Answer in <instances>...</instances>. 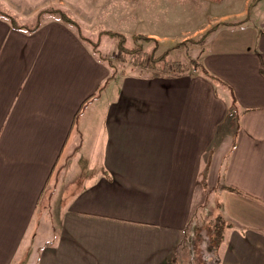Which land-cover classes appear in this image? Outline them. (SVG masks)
Here are the masks:
<instances>
[{
  "label": "crops",
  "instance_id": "0c3cea01",
  "mask_svg": "<svg viewBox=\"0 0 264 264\" xmlns=\"http://www.w3.org/2000/svg\"><path fill=\"white\" fill-rule=\"evenodd\" d=\"M249 2L220 14L198 66L174 75L111 76L60 19L28 32L0 17V264H185L181 238L205 208L225 223L218 264H264V18L248 20ZM102 91L86 127L77 118ZM64 169L58 233L35 247Z\"/></svg>",
  "mask_w": 264,
  "mask_h": 264
},
{
  "label": "rangeland",
  "instance_id": "374dc122",
  "mask_svg": "<svg viewBox=\"0 0 264 264\" xmlns=\"http://www.w3.org/2000/svg\"><path fill=\"white\" fill-rule=\"evenodd\" d=\"M255 3L256 0L249 2L248 10L252 18L248 20L254 21V18L260 20L264 18V0H261L258 7H254ZM47 6L63 9L69 17L78 23L83 35H86L93 41H98V48L101 46L99 54L109 57L111 62L114 63L117 73L123 70L130 71L131 69L135 72L138 71L139 68L137 66L140 64L134 65L133 63L140 60L143 54H129L125 56L124 63L118 62L116 60L118 52L115 45L117 38L106 31L122 33L125 36V43L129 48L139 43L143 46V49L150 51L157 43L158 52H168L165 59H181L182 61L185 59L188 66L192 67L191 64H194V60L192 61V59L196 58L197 52L200 51L204 44L202 47L199 44L194 46L192 42L186 39L197 38L202 32L196 31L194 33L195 30L206 26L208 23L220 24L218 16L222 13L236 12L243 6V0H0V9L13 16L19 23L32 24L36 12ZM44 17H56L59 19L51 13L43 14ZM247 25L249 26L251 23ZM150 33L156 36L153 34L149 35ZM209 33L211 31L207 34ZM144 37L149 38L145 39ZM180 42L182 44L178 46L177 44ZM205 46V50H210L206 43ZM190 56L191 59L189 61L188 57ZM197 66L194 64V67ZM168 71L170 70L168 69ZM114 83L109 82L107 89H110ZM222 89L221 84H218L217 91L220 92ZM103 91L100 94L98 93L92 102H89V105L83 110L84 114L82 112L77 118L78 120L82 115V119L86 114V127L93 125L94 117L98 116L96 114L97 111L100 112L99 108L95 106L100 107L101 100L105 99L106 92ZM90 103H93V105L96 103V105L93 106ZM75 133L76 128L73 129V134L66 144L62 156L70 152L74 144L79 142L80 136H75ZM75 137L77 138L76 143L74 141ZM83 137L81 154L77 156L81 160L78 163V158L76 157L75 163L80 167L79 170L82 173L83 171H87L85 148L89 142L86 140L87 136ZM63 159H61V162H63ZM57 171L56 177L53 174V178L50 179L41 200V205L44 204V207H39V210L42 211V218L36 222L37 231L35 234L37 235H35L33 240L35 247H41L45 243L46 237L43 238V233L45 234L49 231V238H53L58 233L59 218L56 214L59 210L58 206H63L62 202L65 198L63 194L67 190L68 184L74 179L68 177V171H65V169L60 172L58 171L59 174ZM57 175L59 186L52 193L51 191ZM221 204L219 201L214 204H211L209 201L208 205L210 207L219 206L217 207L218 210L220 208L223 210L224 207ZM216 219L212 209L205 208L195 213L191 222L185 227V231L187 230V232L184 233L186 235L185 239L181 238L180 244L182 246L179 252L180 255H183V259L186 261L185 264H204L209 254L205 249L209 242H212L214 234L216 235V233L212 234L214 229L213 223L217 221ZM222 220L224 219L222 218ZM223 224L225 225L224 221ZM191 242L192 249L190 247Z\"/></svg>",
  "mask_w": 264,
  "mask_h": 264
},
{
  "label": "trees",
  "instance_id": "16d2710c",
  "mask_svg": "<svg viewBox=\"0 0 264 264\" xmlns=\"http://www.w3.org/2000/svg\"><path fill=\"white\" fill-rule=\"evenodd\" d=\"M214 1H218V0H214ZM46 13H51V14L56 15L66 25L73 28V30L79 36V38L91 47V50H92L93 54L97 57V59L99 61L105 63L109 67V69L111 70L110 75L112 76L116 73L114 63L111 62L109 57L99 54V52H100L99 51L100 48H98L99 42L93 41L92 39H90L86 35H83L81 28L78 25V23L76 21H74L71 17H69V15L63 9H61L59 7H51V6L41 8L39 11L36 12L35 19H34V22L32 24L19 23L18 20L15 19L13 16L9 15L8 13H6L0 9V17L6 19L12 27L17 28V29H21L24 31H28V32L35 30L41 24L43 14H46ZM226 24H228V22ZM218 25H219V23H216V24L210 26L209 28L204 30L202 33H200V35L197 38H191V39H186V40L192 42V44L194 46H196L198 44L201 46L205 42V38L207 36V33L210 32L212 29L216 28ZM106 32L110 33L112 36H115L117 38L115 45H116V49L118 52L117 59H116L118 62L124 63L125 56H127L129 54H131V55H135L137 53H140V55H141V53L143 54V57H140V60H138L137 62L135 61L133 63L134 65L140 64L139 66H137L139 68L137 72H139V73H144V74H148V75H156L159 73H167L168 72L170 75L171 74L174 75V74L187 72L190 68V66H188V64L185 62V59H184V61H182L181 59H172V60L165 59V56L167 55L168 52H165V51L158 52V48L156 45L157 43L153 46V48L150 51H146L145 49H143V46L140 45L139 43H136L135 45H133L132 47L129 48L125 43V36L122 33H117V32H113V31H106ZM144 38L146 39L149 37H144ZM187 41H185V42H187ZM181 44L182 43L180 42L177 45L180 46ZM199 52L200 51H198L197 53L199 54ZM142 58H143V60L141 61ZM190 59H191V56L188 57L189 61H190ZM192 60H194V58ZM194 64L196 65L195 62H194ZM194 64L192 63L191 66H194ZM168 69L170 71H168ZM200 71L203 74H205L206 76H209L208 72L204 68L200 67ZM103 87H104V84L100 85L98 87V89L100 90ZM216 218H217L216 219L217 221L215 223H213L214 229L212 231L213 232L212 234L216 233V235L214 234V236L212 237V242L210 241L208 246L205 249L206 252L209 254L207 256V259L204 261V264H218L217 246H218L219 241L222 237L221 229L223 228V220H222V217L219 215ZM217 230H219V232H217ZM186 232H187V230L185 231V233ZM183 236H184V238H182V239H185L186 235L183 234ZM190 247L192 249V242L190 243Z\"/></svg>",
  "mask_w": 264,
  "mask_h": 264
}]
</instances>
